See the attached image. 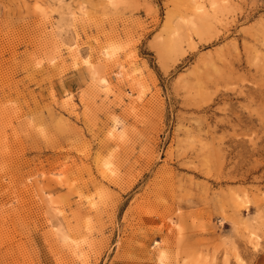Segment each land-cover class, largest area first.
<instances>
[{"label": "rangeland", "instance_id": "rangeland-1", "mask_svg": "<svg viewBox=\"0 0 264 264\" xmlns=\"http://www.w3.org/2000/svg\"><path fill=\"white\" fill-rule=\"evenodd\" d=\"M0 264H264V0H0Z\"/></svg>", "mask_w": 264, "mask_h": 264}, {"label": "bare ground", "instance_id": "bare-ground-1", "mask_svg": "<svg viewBox=\"0 0 264 264\" xmlns=\"http://www.w3.org/2000/svg\"><path fill=\"white\" fill-rule=\"evenodd\" d=\"M86 64H87V63H86ZM89 66H90V65H89ZM95 82H96V81H95ZM109 134H110V133H109ZM108 136H109V135H108ZM159 255H160V254H159ZM158 257L160 258V256H158ZM158 257H157V258H158ZM156 260H158V259H156ZM160 263H161V262H160Z\"/></svg>", "mask_w": 264, "mask_h": 264}]
</instances>
